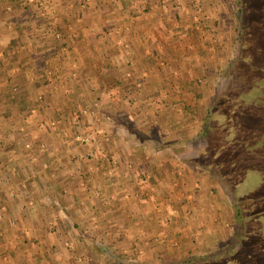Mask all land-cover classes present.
Listing matches in <instances>:
<instances>
[{
  "label": "rangeland",
  "instance_id": "rangeland-1",
  "mask_svg": "<svg viewBox=\"0 0 264 264\" xmlns=\"http://www.w3.org/2000/svg\"><path fill=\"white\" fill-rule=\"evenodd\" d=\"M249 8L253 19L259 22L264 21L262 2L256 6L252 4ZM12 9H16L18 17L21 18L17 24L18 29L33 34V36L28 34L29 37H37L38 35L34 32H38L45 47L52 48L55 44L54 47H57L55 51L61 58L59 60H63L65 66H63L64 71L53 70L56 73L51 74L53 79L48 82L53 85L51 89L49 87L46 89V101H44V93H39L43 97H41L42 102L36 103L38 119L32 126L30 125L33 127L32 131L40 134L43 132L40 138H43V141L47 140V134L53 132L62 134L61 131H64L68 137H72L71 141L68 140V144L72 142L75 152H70L71 155L73 154L70 160L83 162L85 165L82 167L85 166L86 175L92 176L89 173L94 172L97 182L102 175L104 176L102 171L113 173L115 169L117 173L121 171L125 175V172L129 171L128 165H133L131 171L135 173L138 171L136 174L140 176V181L134 184L126 181L124 188H127L126 193L131 191L132 196L138 195L140 199L129 196L133 198L130 201H133V204L136 203L137 208L141 209L144 203L138 201L145 199L146 204L145 194L151 193L154 200L153 208H159L162 214L168 213L165 214L166 221L171 220L178 225L177 228H168L160 225V222L154 225L156 231L155 229L148 231L156 238L154 246L151 247L142 241L139 243L132 239L125 241L127 240L126 235L136 236L135 232H130L131 234H127L126 230L125 232L110 230L98 232L99 227L95 225L99 222L94 215L95 210L103 212V209L116 201L112 197L104 198L103 202H99L98 207H92L93 211L88 210L85 213L83 223H86L87 232H82L83 237L88 240L92 238L93 241L90 240L85 245V241L82 243L78 240L75 250L80 253L77 255L87 256V258L93 256L95 259L90 264H111V258L113 260L116 258L136 260L141 261L142 264H165L167 261L178 258L207 259L213 252L225 248L224 246L231 240L234 233V213L226 197L228 190L225 184L202 172L200 168H192L194 180L179 182L172 179L171 176L175 174V170L178 173L181 164L178 155L171 150L165 151L163 140L160 142L158 137L153 135L159 128V136L167 130L170 131L169 136L174 141L183 135L195 139L200 132L206 108L211 104V97L217 90L216 88L222 85H239V78L228 71L231 57L238 49L236 40L238 18L234 0H21L19 5ZM136 18L138 21H135ZM132 19L134 22L131 21ZM16 23L10 24L12 29ZM84 32H87V35L99 33L102 37L94 38L92 35H85ZM84 45L86 48H81L82 51L70 54L72 56V61H70L68 50H75ZM141 45L146 48L151 45L155 48L151 50L150 57L143 55L145 49ZM144 65L149 69L147 70ZM66 66L69 68L67 77L70 79L67 78L65 83L58 73L66 72ZM50 67L59 69L53 62ZM89 68L92 71L90 70V75L86 76L87 70L85 69ZM142 73H146L147 76ZM148 75H151L155 81V86L150 91L155 95L161 90L163 95L172 98L173 102L162 104L147 102L148 100L143 96L148 90V85H143V83ZM174 76L177 80L180 79L189 84L176 88ZM84 81L86 85L73 86L78 82L84 83ZM79 88H82L79 91L83 92L79 94V98L83 100L75 102L73 99L78 95ZM257 88L258 85L251 90L255 92ZM59 89L64 91L61 94L63 99L69 97L70 108L72 106L75 108L72 114L74 118L71 120L66 118V109L61 108L63 105L61 98H54L56 94L52 96L50 94L51 91L58 94ZM244 92H247V88ZM128 98L130 101L127 100ZM105 102L107 105L104 106L112 113L106 112L103 107L102 112H105L99 114V117L98 112L95 111H98L101 104ZM78 105L80 107L76 111ZM174 114L177 116L176 119ZM112 115L117 116L116 124L125 128L131 125L141 137L132 139L144 138L146 141L137 146L149 148V151L140 149L134 157L132 156L133 161L119 155V153L124 155L127 153L126 148L121 150L122 147L119 145L121 143L123 146L126 140L119 137L117 141L113 131H110L116 127L113 124L114 120L110 117ZM163 123H168V125L163 127L161 126ZM162 128L165 130L162 131ZM104 129L107 131L101 133ZM261 133V129L255 128L252 132H246L243 137V142L247 141L250 146L253 145L249 148L250 156H255L259 160L264 158V153L256 154V149L261 147ZM8 137L10 143H14V136ZM82 138H87V140ZM24 140L25 137H23ZM55 144L61 148L58 142ZM63 144L67 143L63 141ZM158 144H161L160 147ZM245 151H247L246 148ZM57 153L54 155L51 151L50 155L54 158L53 162H58V164H52L47 157L42 158L48 159L45 163L41 159V167L38 171L42 179H48L43 172L48 168L47 161L51 164L50 168L55 171L54 173L60 172V164L65 158ZM158 154L161 156L160 159L170 160L172 158L176 160V163L174 165L169 163V172L161 174L164 182L153 188L157 182L151 178H147L144 182L146 177L141 172L149 169L145 166L147 159L158 156ZM102 160L107 162L106 166L101 165ZM139 161L144 164L141 165L142 167L138 166ZM187 170L190 169L186 168L185 171ZM258 171L262 172L264 169L259 168ZM59 176L64 175L59 174ZM109 176L111 175L105 177L109 178ZM155 177L157 179V175ZM258 178L259 175L253 170L247 174L246 182L252 183L253 180L256 182ZM111 182L112 179L109 180L110 188ZM119 186L120 183L116 187L118 190ZM112 187L114 188L113 185ZM40 190H43L41 192L45 193V197L50 198L45 188H40ZM59 192L52 188L51 193L56 195L54 199L59 210H62V207L67 206L68 203L71 206L67 208L77 209L76 212L78 209L88 208L86 203L76 202V204L72 200L73 196L69 199L65 197L67 203L62 193L60 195ZM95 194L91 191L88 196L92 199H87L88 202H95L97 198ZM42 201L44 205H47V198L39 200L41 205ZM64 202L66 205H63ZM185 205L194 208L193 217H191L192 210H186ZM143 208H146V205ZM169 210L171 211L168 212ZM104 219L109 222L110 216L106 215ZM117 227L121 228L120 225ZM75 235L77 236L78 233ZM53 251L56 252L57 248L53 247L51 252ZM58 252L61 253L60 249Z\"/></svg>",
  "mask_w": 264,
  "mask_h": 264
},
{
  "label": "crops",
  "instance_id": "crops-1",
  "mask_svg": "<svg viewBox=\"0 0 264 264\" xmlns=\"http://www.w3.org/2000/svg\"><path fill=\"white\" fill-rule=\"evenodd\" d=\"M20 2L21 0H0V140H2L0 142V264H73V262L75 264H90L95 258L93 256H88L87 258V256L77 255L80 252L75 250L77 246L76 243L80 240L82 243L85 241L86 245L90 240L93 241L92 238L88 240L86 237H83L84 234L82 232H87V226H85V222L83 223V218L88 210L93 211L92 209L94 208L92 207H98L99 202H103L104 198L108 197H112L113 200L116 201L111 203V206L108 208L103 209L105 212H100L101 210L99 212L98 210H95L94 212V215H96L99 222L95 225L97 228L99 227L98 232L107 230L117 232H125L126 230L128 232L127 234L135 232V234H137L136 236L134 234L126 235L127 240L125 241H130V239H132V241H137L136 243L142 241L145 245L149 244L150 247L154 246L156 238L154 235L148 233V231L154 229L156 231L154 225H158V222H160V225L168 228H177L178 225L171 220L166 221L165 216L168 213H165V215L160 212L159 208H153V194L148 192L145 194L147 196L146 204L145 199L138 201L139 203H144L143 206L146 205V208L141 206V209H139L137 208L136 203L133 204L134 202L130 201L133 198L140 199L138 195L132 196L131 191H127L126 193L127 188H124V185L127 183L134 184L140 181V176H137L136 174L138 171L136 173L131 171V168L134 167L133 165H128L129 171H126L125 175H123V172L121 171H119L120 173H117L115 169L113 173L110 171H102L104 176L102 175L99 182H97V177L94 172L89 173L92 176L86 175V172L84 171L85 166L82 167V165H85L83 162L70 160V157L73 155H71V153L75 152L72 142L68 144L72 137H68V134L64 133V131H61L62 134L53 132L47 134V140L43 141V138L40 139L43 132L40 134L37 131H32L33 127L31 126L33 123L37 122L38 119V115L36 114L38 111V108L36 107L38 105L36 103H40L39 101L42 102L41 97H43L39 93H44V101H46V89L48 87L51 89L53 85L48 82L53 79L51 74L56 73L53 70L57 69L58 72H61L64 71L63 68L65 66L64 61H60L61 58L55 51L57 48L54 47L55 44L52 48L48 46L45 47L41 40L42 37L39 36L40 34L38 32H34L38 35L37 37H29V32L18 29L17 24H19L18 22H20L21 18L18 17L16 9L12 8H16ZM146 19L148 20V17H146ZM131 21L134 22L133 19ZM135 21H138L137 18ZM11 23H16L14 29L11 28ZM80 23L84 24V22ZM84 33L87 35V32ZM91 35L94 36V38L102 37L99 33ZM31 36H33V34ZM84 47L85 45L82 47L80 46V48L75 50H68V59L72 61V56H70V54L79 50L82 51L83 49L81 48ZM141 47L145 49L143 54L145 57H150L151 50H155L151 45L147 48L144 45H141ZM137 53H139V51ZM55 60L59 61L55 62ZM69 60L67 62H69ZM52 62L57 65L59 69L57 67H50ZM144 66L146 67V65ZM65 69L67 70H65L66 72H62V75L58 73V75H60L59 77L62 80H65L66 83L67 76H69L68 66H66ZM146 69L148 70L149 67L147 66ZM85 70H87L86 76L90 75L89 71H92V69L89 68ZM180 70L181 69L179 68V73ZM142 74L147 76L146 73ZM175 78V87L181 88L182 85L180 82L183 80H177V77L174 76V79ZM69 79L70 78H68V80ZM154 83L155 81L152 79L151 75H148V78H144L143 85H148V90L143 96L148 100L146 101L148 103L156 102L158 104L173 102V99L167 95H163L161 90L159 94L154 95L150 91V89L155 86ZM77 85L83 86L86 85V83L85 81L84 83L78 82L73 86ZM81 89L82 88L78 89V95L73 99L75 102L83 100L82 98H79V94H83L82 91H79ZM58 91H60L58 94L54 91L53 93L51 91L50 94L51 96L56 94V97L54 98H61L63 101L61 102V104H63L61 108H63V110L66 109V118H70L69 120H71L74 118L72 114L75 111V108L74 106L70 108L69 105L71 102L69 101V97H66V99L65 97L64 99L62 98L63 96L61 94L64 91L60 89ZM84 94H86V92ZM37 95H39L38 100ZM127 100H129V98ZM104 105H107V103H102L98 108V111H95L96 113L98 112L97 116L105 112H102L103 107L106 109V112L109 111ZM79 107L80 105L77 106L76 111L79 110ZM109 112L112 113L111 111ZM110 117L114 120L113 124L116 126L114 129L110 130L111 132L113 131L114 138H117V141H119V137L126 140L125 143H123V146L121 143H119V145L122 147L121 150H125L124 148H126L127 153L125 155L119 153V155L123 158L126 157L127 159L132 160V156L134 157L135 153L139 152L140 149L149 151V148H139L137 146L138 144L141 145L142 141L140 143V140L132 139L133 137H137L133 135L132 132L136 130H133L131 125H127V128H125L116 124L117 116L112 115ZM174 118H177L175 114ZM164 125H168V123L161 124L163 127ZM158 130L159 128L155 130L154 135L159 133ZM163 130L165 129L162 128V131ZM106 131L107 130L104 129L101 133H105ZM169 133L170 131L165 130V132L162 133L161 139H164L163 137L166 136L170 137ZM8 136H11L10 138L14 136V143H10ZM23 137H25L24 141ZM63 141L67 144H63ZM56 142L59 143L61 148L57 147L58 144H55ZM158 145L160 147V144ZM51 151L54 155L56 152H58L57 154L63 155L62 157L65 158V160L60 164L59 173H54L55 171L50 168L51 164L47 161L46 166H48V168L43 172L48 179L44 180L40 177V171H38V168L41 167V159L47 157L52 161V164H58V162H53L54 158L50 155ZM165 151L168 150L165 148ZM154 158L159 161V167L155 173L151 171V161ZM160 158V154L148 158L149 160L147 159V164L145 166H148L149 169H146L145 171L141 170L142 172L140 171L145 174L146 179L144 182H146L147 178L154 179L157 182L156 186L153 188H156L158 184L161 185V183L164 182L161 178V174L169 172V163L172 165L176 163V160L172 158H170V160H163ZM46 159H42V161L45 163ZM106 163L107 162L102 160L101 165L106 166ZM180 163L178 173H176L175 170V174H173L171 178L178 180L179 182H187L189 179L194 180V175L191 172L193 170L192 167L182 164V162ZM141 165L144 164L139 161L138 166L142 167ZM186 168L190 170L185 171ZM59 174L64 176H59ZM106 175L111 176L107 178L105 177ZM155 175H157V179ZM111 179L112 182L110 188L109 180ZM119 183L122 187L119 186L118 190L116 187ZM40 188H45L48 192L47 195H49L51 199L45 197V193L41 192L43 190H40ZM52 188L59 190L60 195L62 193L64 196V200L65 197L69 199V197L73 196L72 200L75 203H86L88 204V208L78 209V212H76L77 209L67 208L71 205L65 200L68 205L62 207V210H59L58 205L55 204L54 198L56 195L51 193ZM91 191L97 195L94 203L88 202L87 200L92 199L88 196ZM129 196H132L133 198ZM42 198L48 199L47 205H44L43 201L42 205L39 203V200ZM99 198L101 199L100 201ZM161 203L163 204V202ZM63 205H66L65 202ZM185 206L186 210H192L191 217H193L194 208H189L187 205ZM170 211L171 210L168 212ZM106 215L110 216L109 222H106V219H104L106 218ZM119 225L121 228L117 227ZM76 233H78L77 236L75 235ZM113 238L115 239L116 237ZM143 243L142 246H144ZM178 243L181 242L179 241ZM182 244L183 243H181V245ZM65 245L67 247H64ZM85 245L82 244L84 247ZM53 247L57 248L56 252H51ZM59 249L61 253L58 252ZM81 258L83 259L81 260Z\"/></svg>",
  "mask_w": 264,
  "mask_h": 264
},
{
  "label": "trees",
  "instance_id": "trees-1",
  "mask_svg": "<svg viewBox=\"0 0 264 264\" xmlns=\"http://www.w3.org/2000/svg\"><path fill=\"white\" fill-rule=\"evenodd\" d=\"M234 2L238 49L231 57L228 71L239 78V85L216 88L195 139L183 135L174 141L168 136L161 139V134L154 135L160 142L163 140L164 148L178 155L180 162L200 168L225 184L234 213V233L225 248L207 259L178 258L165 264H264V171H258L264 169V158L250 156L249 148L253 145L243 142L246 132L261 129L262 145L257 147L256 154L264 153V21L253 19L249 8L262 2L264 9V0ZM257 85L258 93L251 90ZM132 133L140 137L136 131ZM158 164L156 158L152 159L151 171L157 172ZM253 170L259 175L258 180L246 182L247 174ZM111 259V264H142L136 260Z\"/></svg>",
  "mask_w": 264,
  "mask_h": 264
},
{
  "label": "built area",
  "instance_id": "built-area-1",
  "mask_svg": "<svg viewBox=\"0 0 264 264\" xmlns=\"http://www.w3.org/2000/svg\"><path fill=\"white\" fill-rule=\"evenodd\" d=\"M83 140H87V138H82Z\"/></svg>",
  "mask_w": 264,
  "mask_h": 264
}]
</instances>
